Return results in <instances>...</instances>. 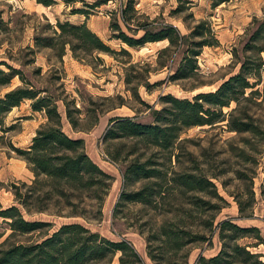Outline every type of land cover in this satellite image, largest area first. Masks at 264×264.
Instances as JSON below:
<instances>
[{
    "label": "rangeland",
    "instance_id": "1",
    "mask_svg": "<svg viewBox=\"0 0 264 264\" xmlns=\"http://www.w3.org/2000/svg\"><path fill=\"white\" fill-rule=\"evenodd\" d=\"M96 0H86L95 2ZM127 0H110L94 9L89 18L85 14H73L74 8H84L82 0H74L68 5L66 0H58L47 7L38 0H0V62H8L22 69L25 76L38 88L59 90L70 101L72 107L83 110L82 124L89 126L100 118L99 125L87 131H75L66 114V107L60 102L64 116V130L86 140L87 151L106 171L115 176L110 194L104 204L103 217L96 221V213L89 210L90 225L113 240L123 237L130 240L146 264L157 263L148 254L149 236L159 231L163 223L171 221L179 226L202 232L206 229L205 220L211 211L194 206L192 198L180 192L171 193L167 199H159L149 205L143 202L122 200L124 192H132L149 185V179L125 181L124 170L133 161L148 162L171 171L202 172L212 177L218 190L229 204L218 213L216 225L224 219L234 218L243 226H257L264 236V137L252 132L238 133L226 125L216 127L193 126L181 134L176 145V155L168 150L149 146L141 139L130 137L106 140L105 133L109 118L113 116L136 117L142 122L154 120L151 110L164 106L162 97L173 94L182 98H193L203 91L216 90L222 82L240 70L241 64L235 57V48L243 53L247 40L246 31L256 16H264V0H137L140 14L157 18L159 25L166 22L175 24L183 33H189L197 21L207 19L212 23L219 46H206L199 57L200 73L191 79L173 81L170 79L172 65L162 64L170 59L160 51L169 45L168 40L149 42L142 49L130 48L122 40L114 37L111 27L112 11H119ZM58 20L81 24L87 21L89 27L97 32L114 50L123 47L132 52L126 54L93 52L91 55L76 57L68 46L66 54L60 57L56 49L37 45L38 37L54 36L53 26ZM57 42V41H55ZM177 60L173 68L176 67ZM132 61V62H130ZM135 63V68H130ZM2 68L7 69L6 65ZM134 82L129 84L127 76ZM16 77L10 87L0 88V96L7 90L22 85ZM147 84L151 86L147 87ZM197 88L191 89L192 86ZM263 88L264 84L259 85ZM138 91L139 95H135ZM260 103L246 102L264 128V96ZM237 106L234 102L226 111ZM43 113L34 112L32 102L24 101L16 107L5 120V126L15 125L8 132L2 130L0 121V202L4 208L15 203L11 185L14 182H31L35 174L12 147L28 148L37 129L45 121ZM110 151L119 154L120 160L111 159ZM174 151V149H173ZM172 155V156H171ZM170 157H173L172 161ZM171 174V173H170ZM217 176V177H214ZM256 193V204L252 218H240V208L236 196L248 202L251 192ZM119 205V207H118ZM118 207L117 211L116 208ZM248 208V207H247ZM30 218V217H28ZM33 218L54 220L57 225L64 222H87L84 217L54 218L48 214H36ZM213 232L210 239L190 243L175 256L178 262L188 256V264H198L201 256L211 257L222 247L219 232ZM6 232L3 241L12 232L0 217V233ZM243 241H246L245 239ZM162 245L153 241L155 248ZM257 251L264 252V244ZM168 249H157V254L167 256ZM119 255L115 262L118 263ZM166 258V257H165ZM181 262V261H180Z\"/></svg>",
    "mask_w": 264,
    "mask_h": 264
},
{
    "label": "trees",
    "instance_id": "2",
    "mask_svg": "<svg viewBox=\"0 0 264 264\" xmlns=\"http://www.w3.org/2000/svg\"><path fill=\"white\" fill-rule=\"evenodd\" d=\"M66 1L70 5L74 0ZM82 1L85 7L74 8L72 13L85 14L89 18L94 9L110 0ZM38 2L50 7L58 0ZM136 6L137 0H127L118 12L112 11L114 37L134 49H142L149 42L168 40L169 45L160 54L166 53L170 59L162 64L164 67L172 65L170 79L176 82L197 76L201 71L199 57L204 48L220 45L212 23L207 19L199 20L190 27L189 33H183L175 24L166 22L159 25L157 18L151 20L149 16L140 14ZM52 28L54 36L38 37L37 45L56 49L60 57L66 54L68 46L79 58L93 52L132 57V52L126 47L120 52L112 49L89 27L87 21L78 24L58 20L57 26ZM246 38L242 55L239 48L234 50L241 64L240 70L226 78L216 90L200 92L192 99L167 94L162 97L164 106L151 110L152 122L145 123L130 116L110 117L104 138L141 139L149 146L176 155L175 148L181 134L193 126L226 125L231 131L252 132L264 137V128L259 122L261 118L245 105L251 101L261 104L259 99L264 96L263 88L259 87L264 84V16L254 18L246 31ZM177 55L181 58L173 68ZM2 65H6L7 69ZM136 66L131 63L130 68ZM16 77L23 84L0 96L2 130L6 133L15 128V125L5 126L6 117L26 100H30L33 111L43 113L46 120L37 129L28 148L12 145L28 162L35 176L31 182H14L11 185L15 195L13 205L4 208L0 202V217L12 231L0 241V264H146L130 240L124 237L120 240L110 239L90 225L93 220L87 212L94 211L96 221L102 219L104 204L115 176L88 153L85 138L74 137L64 130L60 102L64 103L67 118L75 131L90 130L100 124V118L84 126L80 116L83 110L76 107V103L72 107L75 99L70 101L59 90L38 88L28 80L22 69L8 62H0V88L10 87ZM127 82H134L132 75L127 76ZM149 86L151 84H147ZM197 87L195 85L191 89ZM135 95H139V92L136 91ZM234 102L237 106L226 111L225 108ZM4 137L5 134L0 135V139ZM262 145L264 147V142ZM110 155L112 160H120L119 154L110 151ZM124 177L126 182L149 179V185L124 192L122 200L158 205L160 198L167 199L171 193L180 192L190 194L194 206L212 212L210 218L204 221L210 233L207 230L196 232L171 221L163 223L159 231L150 235L148 254L157 263L188 264L189 254H185L181 262H175L178 252L190 243L210 239L217 230L222 242L221 249L211 257L201 256L198 264H264V252L254 249L264 244L259 227L240 225L234 218L221 220L216 225L218 213L229 202L220 194L211 176L202 172L178 171L174 166L169 171L156 166L151 160L149 163L137 160L126 167ZM236 199L240 208L239 217L252 218L256 204L254 189L248 202L237 196ZM36 214H48L54 218L84 217L87 222L73 221L57 225L54 220L33 218ZM5 234L0 233V240ZM156 240L162 242L157 248L153 245ZM165 248L168 249L167 256L157 254V249Z\"/></svg>",
    "mask_w": 264,
    "mask_h": 264
},
{
    "label": "crops",
    "instance_id": "3",
    "mask_svg": "<svg viewBox=\"0 0 264 264\" xmlns=\"http://www.w3.org/2000/svg\"><path fill=\"white\" fill-rule=\"evenodd\" d=\"M101 166V165H100ZM102 167V166H101ZM105 169V168H104Z\"/></svg>",
    "mask_w": 264,
    "mask_h": 264
}]
</instances>
